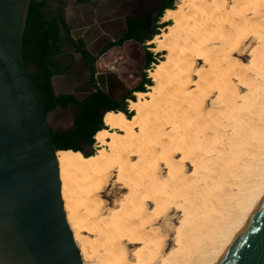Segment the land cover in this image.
Segmentation results:
<instances>
[{
	"label": "bare ground",
	"instance_id": "6f19581e",
	"mask_svg": "<svg viewBox=\"0 0 264 264\" xmlns=\"http://www.w3.org/2000/svg\"><path fill=\"white\" fill-rule=\"evenodd\" d=\"M160 19L131 114L103 113L91 155L55 152L82 264H222L264 203V0H177Z\"/></svg>",
	"mask_w": 264,
	"mask_h": 264
},
{
	"label": "water",
	"instance_id": "95a60500",
	"mask_svg": "<svg viewBox=\"0 0 264 264\" xmlns=\"http://www.w3.org/2000/svg\"><path fill=\"white\" fill-rule=\"evenodd\" d=\"M29 5L0 0V264H82L60 194L59 148L22 58ZM94 77L105 91L104 73ZM222 264H264V203Z\"/></svg>",
	"mask_w": 264,
	"mask_h": 264
},
{
	"label": "crops",
	"instance_id": "0c3cea01",
	"mask_svg": "<svg viewBox=\"0 0 264 264\" xmlns=\"http://www.w3.org/2000/svg\"><path fill=\"white\" fill-rule=\"evenodd\" d=\"M40 1L44 2L42 13L44 14L45 18L47 20H60V32L63 34V30L67 31L73 42L87 45V49H94L98 46H104L107 48L98 55V57L100 56V59L103 63L107 57L114 53L115 54L113 57L115 56V58L123 60H125L127 57H131L133 53L139 54L141 52V46H143L145 41H147L146 35H144V33L148 31V17L146 16L149 3L148 0ZM171 1L173 0H166L157 8L160 9L162 6L169 4ZM158 22L162 21L158 19ZM114 33L117 34V36H114ZM148 48L149 47L145 46L144 49H142V72L140 79L144 71H147V69L144 68L143 59L146 54V49ZM69 52L70 53L68 55H71L72 58L81 60L83 66L86 68V71L84 72L85 74L92 70V67L91 70L87 68L91 61L87 55L84 56V52L79 51V49H69ZM152 54L155 53L152 52ZM98 57L96 60H98ZM94 70L97 72V69H93V71ZM55 75H53L52 78L53 90L60 91L59 93H69L70 91L59 89L56 90L54 82ZM78 80L79 79L74 82L71 89L74 97L78 100H83L88 94L94 92L97 88L101 89L97 86V84L88 80L93 89L85 93V79L81 83H76ZM127 80L128 79H126L124 75L119 74L109 81H104L105 83L108 82V87L105 88L104 86L105 91L102 89L101 90L106 92L111 97V100L101 106L100 114L103 109H106L105 106L110 105L112 107H119L124 101L128 100L126 96H128L131 92H135L134 86L139 81L128 85ZM107 88L111 93L106 90ZM63 107L71 108L73 115L75 114L76 107H74L72 103H67L65 106L57 104L53 110ZM73 126V122L72 125L67 128H60L57 126L54 127L50 124L51 130L53 132H63L65 130L71 129ZM74 140L77 143L78 138H74Z\"/></svg>",
	"mask_w": 264,
	"mask_h": 264
},
{
	"label": "trees",
	"instance_id": "16d2710c",
	"mask_svg": "<svg viewBox=\"0 0 264 264\" xmlns=\"http://www.w3.org/2000/svg\"><path fill=\"white\" fill-rule=\"evenodd\" d=\"M44 2L40 0H30L26 24L22 37V58L25 66L34 65L33 72H29L40 97V101L46 113L55 108L57 104L65 106L72 103L76 107L73 118V127L63 132L51 131L52 140L56 148H71L81 151L85 156L91 155L93 151L85 152L74 140V138L83 139L90 143L94 142V133L104 126L101 106L111 100V97L101 89L97 88L94 92L88 94L83 100H78L72 93L55 94L52 86L53 75L60 73L62 69L56 63L55 57L60 52V20H47L42 13ZM173 6L172 1L162 6L156 14V19L162 16L166 7ZM158 24V25H157ZM151 32L146 35V40L151 39L158 33V29L165 23H157ZM87 55L84 52V56ZM157 59L152 51L146 49L143 59L145 69L150 68V64ZM93 69L91 79L93 80ZM151 79L146 71L142 74L140 81L134 86V90L144 91L145 85L150 84ZM128 99H134L131 92ZM106 109L122 110L126 115L131 112L127 109V102L124 101L119 107L105 106Z\"/></svg>",
	"mask_w": 264,
	"mask_h": 264
},
{
	"label": "rangeland",
	"instance_id": "374dc122",
	"mask_svg": "<svg viewBox=\"0 0 264 264\" xmlns=\"http://www.w3.org/2000/svg\"><path fill=\"white\" fill-rule=\"evenodd\" d=\"M173 6L177 3V0L172 1ZM159 20H161L159 18ZM163 23V22H161ZM158 25V24H157ZM163 28V26H161ZM158 29V33L162 30V28ZM154 36V35H153ZM152 36V37H153ZM149 40V39H148ZM149 47L148 49L155 53V57L158 61L161 56V52H156L152 49H150V45H148L145 41V44L141 46L140 48V53L136 54L133 53L131 57H127L125 60L123 59H117L111 54L107 59H105L104 63L100 59V56L98 57V60L95 61V66L98 72H102L105 75V81H109L110 79H113L116 75H124L127 80V84H134L135 82L139 81L141 72H142V49L144 47ZM63 63V68H66V71L63 74H56L54 77V82H55V88L56 90H64V91H71L72 85L77 79H81L84 77V72L86 71V68L83 66L81 60L77 58H72L71 55H66L62 60ZM155 63V62H154ZM154 63L150 64V68L154 65ZM107 72V73H106ZM148 75V69L146 71ZM107 74V76H106ZM152 82V80H151ZM110 84V83H109ZM103 86L108 87V82L103 84ZM145 88L147 89V84L145 85ZM107 91L110 92V90L107 88ZM111 93V92H110ZM134 97H136L135 93ZM127 102V109L129 110L128 106V100ZM120 110V109H119ZM122 111V110H121ZM48 118L49 122L52 126H57L60 128H67L70 125H72L73 122V111L71 108H58L56 110H53L48 113ZM77 144L85 151V152H90V151H95L97 145L94 139L93 143H90L88 141H85L83 139H79L77 141ZM112 181V179H111ZM113 186L112 183L108 184L107 187L105 188L104 194L105 197L113 201L115 196L120 193V190L118 187Z\"/></svg>",
	"mask_w": 264,
	"mask_h": 264
},
{
	"label": "flooded vegetation",
	"instance_id": "af4514ba",
	"mask_svg": "<svg viewBox=\"0 0 264 264\" xmlns=\"http://www.w3.org/2000/svg\"><path fill=\"white\" fill-rule=\"evenodd\" d=\"M148 1H149V3H148V9H147V13H146V16L148 17V31L146 33H144V35H148L151 32V30L155 27V24L161 23L155 19L157 11L159 10L157 7L161 3H164L166 0H148ZM59 6H60V3H59ZM58 18H59V16H58ZM159 29H160V27H159ZM114 36H117V34H115ZM59 41L61 43L60 52L56 55L55 60H56V63L58 64V66L62 69V71L58 74H63L66 71V68H63V63L61 60L66 55H68L70 53L69 49H79V51L87 53V56L89 57V59L91 61L90 62L91 66L90 65L87 66V64H86V66H87V68H89V70H91V67H92V69H96V67L94 65L96 58L98 57L99 54H101L104 50L107 49L104 46H102V47L98 46L94 49H87L88 48L87 45H82V44L73 42L71 40V36H69L68 32L65 30H63V34L60 32ZM27 69L29 72H33L35 67L32 64H28ZM95 72H96V70H94V72H93L94 73L93 74V80L91 79V73H92V70H91V71L87 72L84 75V77L79 79L76 83H81V82H83L84 79H88L89 81H92L93 83L96 84L97 80L94 77ZM69 93L73 94L72 91H70Z\"/></svg>",
	"mask_w": 264,
	"mask_h": 264
},
{
	"label": "clouds",
	"instance_id": "9594fccd",
	"mask_svg": "<svg viewBox=\"0 0 264 264\" xmlns=\"http://www.w3.org/2000/svg\"><path fill=\"white\" fill-rule=\"evenodd\" d=\"M225 2H227V0H225Z\"/></svg>",
	"mask_w": 264,
	"mask_h": 264
}]
</instances>
